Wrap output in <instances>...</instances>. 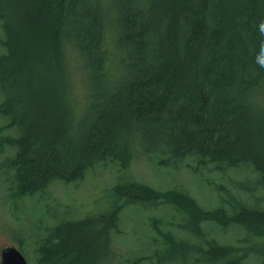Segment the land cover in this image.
<instances>
[{
	"label": "trees",
	"instance_id": "obj_1",
	"mask_svg": "<svg viewBox=\"0 0 264 264\" xmlns=\"http://www.w3.org/2000/svg\"><path fill=\"white\" fill-rule=\"evenodd\" d=\"M262 24L264 0H0V112L17 131L7 137L15 154L1 165L14 166L16 190L66 184L98 163L126 166L141 151L160 164L249 165L264 186ZM175 192L138 180L114 188L119 207L182 206L191 236L203 221L264 228V208L237 203L228 213ZM118 214L60 222L41 239L36 264H104ZM162 237L210 264H264L217 240L203 253Z\"/></svg>",
	"mask_w": 264,
	"mask_h": 264
},
{
	"label": "rangeland",
	"instance_id": "obj_2",
	"mask_svg": "<svg viewBox=\"0 0 264 264\" xmlns=\"http://www.w3.org/2000/svg\"><path fill=\"white\" fill-rule=\"evenodd\" d=\"M5 53L0 42V55ZM2 99L0 91V103ZM7 122L8 118L0 112V248L13 244L27 264L37 263L41 239L60 222L111 209H118V224L110 232L104 264H210L201 251H173L162 237L165 232L171 233L174 240L183 238L200 245L203 253L207 244L217 240L228 243L234 256H246L249 263L264 260V228L248 231L242 225L216 226L203 221L201 232L191 236L185 227L188 218L182 206L178 208L169 201L156 206L123 203L119 207L120 198L114 193L115 185L138 180L164 193H189L204 208H225L228 213L239 207L237 203L264 208V186L252 166L223 167L192 157L179 161L166 157L160 164L159 156L141 151L126 166L98 163L86 170L81 179L66 184L55 180L44 190L20 195L14 166L8 161L1 165L16 151L7 137L16 136L17 131Z\"/></svg>",
	"mask_w": 264,
	"mask_h": 264
},
{
	"label": "water",
	"instance_id": "obj_3",
	"mask_svg": "<svg viewBox=\"0 0 264 264\" xmlns=\"http://www.w3.org/2000/svg\"><path fill=\"white\" fill-rule=\"evenodd\" d=\"M1 264H27V260L17 247L7 244L2 248Z\"/></svg>",
	"mask_w": 264,
	"mask_h": 264
},
{
	"label": "clouds",
	"instance_id": "obj_4",
	"mask_svg": "<svg viewBox=\"0 0 264 264\" xmlns=\"http://www.w3.org/2000/svg\"><path fill=\"white\" fill-rule=\"evenodd\" d=\"M262 30H264V24L261 25ZM262 66H264V61L261 62Z\"/></svg>",
	"mask_w": 264,
	"mask_h": 264
},
{
	"label": "flooded vegetation",
	"instance_id": "obj_5",
	"mask_svg": "<svg viewBox=\"0 0 264 264\" xmlns=\"http://www.w3.org/2000/svg\"><path fill=\"white\" fill-rule=\"evenodd\" d=\"M2 248H3V247L0 248V258H1ZM0 264H1V262H0Z\"/></svg>",
	"mask_w": 264,
	"mask_h": 264
}]
</instances>
